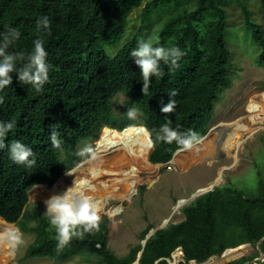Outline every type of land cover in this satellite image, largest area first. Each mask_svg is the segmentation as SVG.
I'll return each instance as SVG.
<instances>
[{
    "label": "trees",
    "instance_id": "obj_1",
    "mask_svg": "<svg viewBox=\"0 0 264 264\" xmlns=\"http://www.w3.org/2000/svg\"><path fill=\"white\" fill-rule=\"evenodd\" d=\"M143 1L0 0V44L10 28L17 29L20 36L8 51L27 57L34 41L41 39L49 67V80L41 91L21 84L15 73L12 85L0 90V122L14 123L4 143L19 140L32 149L30 159L36 161L31 167L16 164L8 147L0 148V215L18 222L22 230L36 232L27 257L61 261L97 254L103 264H133L143 245L118 257L107 244V226L102 222L99 231L73 237L58 248L49 215L39 207H27L30 189L38 183L53 186L64 173V155L71 157L78 144L102 126L121 130L137 124L114 112L113 99L120 92L131 96L152 134L153 163L170 161L182 148L176 142L156 140L164 123L170 122L171 128L184 135L195 133V141L204 136L220 92L232 84L229 4L241 8L245 31L261 50L256 62L264 66V27L254 19L250 0H151L143 7V22H163L153 46L179 47L184 55L175 69L161 61L163 76H153L144 95L141 70L130 55L138 41L129 42L115 56L106 50L123 40L130 14ZM43 17L50 21L48 29L37 28ZM171 90L178 93L171 97L174 111L164 114L161 108L169 102ZM53 130L61 140L59 149L49 139ZM184 212V221L161 228L149 238L141 264H170L166 257L179 246L188 259L198 261L246 242L261 241L264 252V181L253 195L233 185L217 187L195 198ZM32 221L36 224L30 225Z\"/></svg>",
    "mask_w": 264,
    "mask_h": 264
},
{
    "label": "rangeland",
    "instance_id": "obj_2",
    "mask_svg": "<svg viewBox=\"0 0 264 264\" xmlns=\"http://www.w3.org/2000/svg\"><path fill=\"white\" fill-rule=\"evenodd\" d=\"M149 1L151 0H144L141 6L134 8L129 16L123 40L117 45L106 46L109 55H117L126 44L134 39L137 41L150 40L152 43L157 40L163 22L154 20L144 23L142 18L143 7ZM249 6L253 11L254 19L264 27V0H250ZM227 9L230 49L233 58L232 84L220 92L209 121L208 131L217 125H226L229 126L228 132H231L234 128L239 127L238 123L240 122L251 126L253 131H245L242 136V146L236 147L230 154L223 150L224 155H218V149L209 154L210 150H207L186 166L160 164L162 167L159 169L149 173L143 172L141 174L144 180L129 199L109 201L107 209L99 215L101 222L107 226V244L118 257L126 256L133 247L139 244L143 245L146 230L167 227L170 224L184 221L186 218L184 208L195 199L193 195L201 189L208 188L213 184H216L215 188L233 185L246 191L249 195H253V192L258 191L261 181H264V121H252L250 117L252 112L249 110L252 100L258 103H263L264 100V66L258 65L256 62L261 50L252 42L251 35L245 31V20L241 8L232 3L227 6ZM132 107L139 113L134 119L137 122L136 125H144L142 113L134 105L127 92H120L113 99V109L117 115L128 118L127 110ZM106 127L108 126H102L94 135L80 142L71 157L64 155V173L53 186H47L54 187L62 178L71 184L78 176L85 174L97 151V142ZM216 132H210L209 135ZM85 147H90L92 151L80 155L79 153ZM208 155L214 156L208 158ZM153 164L159 165V163ZM220 177L221 179H219ZM29 196L27 207L29 209L39 207L41 213L48 215L45 204L48 199H33L31 192H29ZM181 200H186V203L178 207ZM120 204H123L122 210L117 215H111L109 210ZM0 218L4 217L0 215ZM9 223L19 229L23 234L24 241L23 244L16 246L14 256L9 264H103L101 257L97 254L73 255L61 261L50 257H27V249L34 241L36 232L22 230L18 222ZM35 224L36 221L30 223V225ZM260 242L256 244L243 243L237 247L243 253L234 257V261L233 258L230 259L225 255V258L218 263L230 260L235 264L240 259L238 257L248 253L249 256L245 257L246 259L251 262L256 260L258 264H263L264 253ZM137 261L138 259L133 264H138Z\"/></svg>",
    "mask_w": 264,
    "mask_h": 264
},
{
    "label": "clouds",
    "instance_id": "obj_3",
    "mask_svg": "<svg viewBox=\"0 0 264 264\" xmlns=\"http://www.w3.org/2000/svg\"><path fill=\"white\" fill-rule=\"evenodd\" d=\"M41 27L44 29H48L50 27L48 17H43L37 21V28L39 29ZM19 36L20 32L17 29L10 28L3 36V43L0 44V90L12 85L13 74L15 73L21 84L31 85L36 89V91H41L44 84L49 80V67L46 61L47 52L45 50L44 43L41 39H36L34 41L33 51L31 54L27 55V57H25L23 52H9V46L13 44ZM130 55L134 58L136 65L141 70L143 82L142 92L146 95L150 87L151 78L153 76L158 78L163 76V72L160 68V62L163 61L166 65H169L170 70L178 68V61L184 53L179 47L165 48L162 46H153L150 40L141 39L138 41L137 47L131 51ZM177 94L176 90L170 91L169 102L162 106V113L168 114L174 111L175 101L172 100L171 97L176 96ZM2 102L3 100L0 98V103ZM138 115L139 113L134 107L127 110V116L129 119H136ZM13 128V122H0V148L7 146L9 149L10 159L16 164H22L29 167L35 165V159H30V157L33 156L31 148H28L19 140H13L7 145L4 143L7 133ZM196 138V134L191 131H189L188 135H184L171 128L170 122H166L161 125L159 132L156 135L157 141H163L169 144L176 142L178 145L182 146L183 149L192 148ZM49 139L53 148L59 149L61 147V140L59 139V134L56 130L51 132ZM153 149L154 148H152V150ZM91 151L92 149L90 147H85L79 154L84 155L85 153H89ZM45 204L47 209L46 213L50 217V223L56 231L58 248L66 246L71 242L73 237L83 238L86 233L99 231L101 222V217L98 214L99 205L91 196L86 195L83 190H79L75 185V182L74 186L68 188L65 193L62 195L52 196L45 201ZM23 242V234L18 229H12L4 234H0V243H7L11 247L19 246L23 244ZM239 246L240 245L230 248H237ZM230 248H227L222 254L213 255L208 259L214 258L216 264H230V260L229 262L218 263V261L225 258V252ZM248 256V253H244V255L238 257V259L240 258V264H258L256 260L251 262V260L245 258Z\"/></svg>",
    "mask_w": 264,
    "mask_h": 264
},
{
    "label": "bare ground",
    "instance_id": "obj_4",
    "mask_svg": "<svg viewBox=\"0 0 264 264\" xmlns=\"http://www.w3.org/2000/svg\"><path fill=\"white\" fill-rule=\"evenodd\" d=\"M249 110L252 112L250 116L252 121H264V100L263 103L252 100ZM238 126L231 132H228V126L220 147L216 142L218 138L216 132L193 144L192 148L178 152L172 164L186 166L207 150H210L209 154H212L220 148L230 154L233 149L242 146V136L245 131H253V128L245 123L240 122ZM152 148L149 129L144 125H131L121 130L106 127L97 142V151L85 174L78 176L71 184L62 178L52 188L46 184H37L30 191L31 197L49 199L54 195H62L68 188L73 187L75 182L79 190H83L86 195L91 196L98 203V214H101L107 209V204L112 199L126 201L138 190V185L144 180L141 173H149L162 167L150 161ZM214 185L216 184L201 190L209 189ZM185 203L186 200L179 202L180 206ZM122 206L123 204L113 206L109 213L113 216L117 215L122 210ZM12 229L18 228L4 218H0V234ZM15 249L16 247H11L7 243H0V264H9ZM242 253L243 251H239L238 248H230L225 255L234 259Z\"/></svg>",
    "mask_w": 264,
    "mask_h": 264
},
{
    "label": "water",
    "instance_id": "obj_5",
    "mask_svg": "<svg viewBox=\"0 0 264 264\" xmlns=\"http://www.w3.org/2000/svg\"><path fill=\"white\" fill-rule=\"evenodd\" d=\"M226 129H228V126H225V125H217V126H214V127H212L206 134H205V136H203L201 139H199V140H197L196 142H194L193 144H195V143H197V142H199L200 140H202V139H204L206 136H208L209 135V133L210 132H214V131H217L218 132V138L216 139V142L218 143V147H220V145H221V143H222V140L224 139V137L226 136ZM150 132V131H149ZM150 137H151V140H152V146H153V148H154V141H153V139H152V134H151V132H150ZM181 150H184L183 148H179L176 152H175V154H174V156H173V158L169 161V162H167V163H164V164H172V161L174 160V157L176 156V154L178 153V152H180ZM218 155H221V156H223L224 155V152H223V150L222 149H218ZM212 156H214V155H210V156H208V158H211ZM161 164V163H160ZM47 185V184H46ZM215 189V185L213 186V187H211V188H209V189H206V190H200L197 194H194L193 195V198H197V197H199V196H201V195H203V194H205V193H207V192H210V191H212V190H214ZM178 207H180V204L178 205ZM165 226H163V227H159V228H154V229H151L150 231H149V233L147 234V236H146V238H145V240H144V242H143V249H144V247L146 246V244H147V242H148V240H149V238L151 237V236H153L159 229H161V228H164ZM143 249H142V251L139 253V256H138V261H137V263L138 264H140V258H141V256H142V253H143Z\"/></svg>",
    "mask_w": 264,
    "mask_h": 264
},
{
    "label": "built area",
    "instance_id": "obj_6",
    "mask_svg": "<svg viewBox=\"0 0 264 264\" xmlns=\"http://www.w3.org/2000/svg\"><path fill=\"white\" fill-rule=\"evenodd\" d=\"M166 259L170 264H216L214 258L201 262L195 259H187L186 253L182 247H178L172 252V255L166 257Z\"/></svg>",
    "mask_w": 264,
    "mask_h": 264
},
{
    "label": "crops",
    "instance_id": "obj_7",
    "mask_svg": "<svg viewBox=\"0 0 264 264\" xmlns=\"http://www.w3.org/2000/svg\"><path fill=\"white\" fill-rule=\"evenodd\" d=\"M208 156H210V155H208Z\"/></svg>",
    "mask_w": 264,
    "mask_h": 264
}]
</instances>
